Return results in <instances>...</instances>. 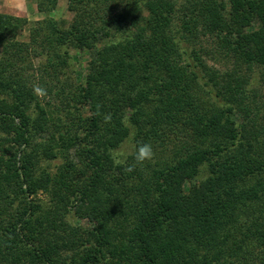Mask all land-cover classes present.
<instances>
[{
  "label": "trees",
  "instance_id": "16d2710c",
  "mask_svg": "<svg viewBox=\"0 0 264 264\" xmlns=\"http://www.w3.org/2000/svg\"><path fill=\"white\" fill-rule=\"evenodd\" d=\"M67 4V27L0 12V264H264V106L239 70L264 80V0ZM201 35L235 69L189 52ZM69 46L91 57L79 82ZM28 56L42 58L38 88L17 67ZM142 144L153 154L137 163ZM57 158L51 175L41 161Z\"/></svg>",
  "mask_w": 264,
  "mask_h": 264
},
{
  "label": "rangeland",
  "instance_id": "374dc122",
  "mask_svg": "<svg viewBox=\"0 0 264 264\" xmlns=\"http://www.w3.org/2000/svg\"><path fill=\"white\" fill-rule=\"evenodd\" d=\"M0 12L1 13H8L14 14L22 18H27L29 20H41L45 19L47 16L53 17L59 21V24L62 27H67L69 23L74 18V12L68 9L67 0H59L56 4L55 8L49 12L48 14L45 13L44 10L39 9L38 7V0H0ZM256 24V23H255ZM18 38L23 41L29 40V26L26 25L24 29V33L19 34ZM188 48L189 52L194 49L197 50L200 55L202 56L204 62L213 69L212 71H216L217 73L225 74L226 72H230L237 66L235 57L233 56L232 52H227L229 49L227 47H222L221 44L218 42V39L212 38L211 36L201 35L200 39L197 40H189ZM68 48V56L72 59V66H68L66 69V76L73 81H81V79L86 75L89 67L90 61V54L88 50L74 48L72 46ZM2 55V48L0 47V57ZM32 66L29 67V64ZM42 58L35 57V56H28L27 59L20 61L17 65L18 69L22 71L24 76H27L28 80L26 82L27 87L31 88H38L39 87V75H40V67ZM71 65V63H70ZM23 67H27L25 71L21 70ZM242 67V66H241ZM240 67V68H241ZM239 70L242 71L244 76H247L248 83H247V90L249 95V100H252V106L256 107L260 105L261 107L264 106V80L261 76V67L257 65H253L251 68L243 67ZM203 73V72H202ZM219 74V75H221ZM61 80L67 79L65 76L61 75ZM38 83V84H37ZM39 89L35 91V95L39 96L41 103L44 104L43 106L46 109H50L51 107H47V105L42 101V96L38 94ZM214 93V92H213ZM32 94V95H33ZM5 96L1 94L0 99H3ZM8 97V96H7ZM31 96H28V100ZM48 99V98H46ZM8 100H10L8 98ZM9 103V102H8ZM53 103V102H52ZM30 111L34 108V102L31 101L30 104ZM229 114L237 121V123H244L243 116L241 112L236 110L235 106L230 104L227 105ZM264 108L262 109L260 115V123L259 125H264V119L262 116L264 115ZM262 119V120H261ZM53 131V127L50 128ZM261 136L259 137L261 140L264 138V133L261 132ZM44 135H40L39 137H43ZM254 141L256 138L253 137ZM134 142L131 138L125 140L117 149L116 153L119 154L121 157L126 156L129 153L133 152ZM171 145L169 146L170 149ZM169 149L164 155H170ZM62 159L57 158L54 160H45L41 161V165L47 166L46 168L49 170L50 174L53 175L56 171L58 166L61 164ZM44 194L40 193V196ZM74 222V221H73ZM79 222L82 225L90 226L85 220L75 221L74 223Z\"/></svg>",
  "mask_w": 264,
  "mask_h": 264
},
{
  "label": "clouds",
  "instance_id": "9594fccd",
  "mask_svg": "<svg viewBox=\"0 0 264 264\" xmlns=\"http://www.w3.org/2000/svg\"><path fill=\"white\" fill-rule=\"evenodd\" d=\"M152 154L151 146L149 144H142L135 149L134 158L137 163H143L145 160L150 159Z\"/></svg>",
  "mask_w": 264,
  "mask_h": 264
}]
</instances>
